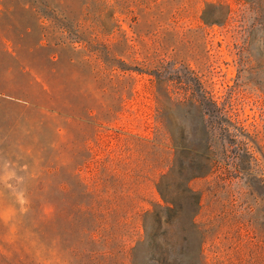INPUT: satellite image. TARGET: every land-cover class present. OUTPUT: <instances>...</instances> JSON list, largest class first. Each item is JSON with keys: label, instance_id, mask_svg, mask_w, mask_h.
<instances>
[{"label": "rangeland", "instance_id": "374dc122", "mask_svg": "<svg viewBox=\"0 0 264 264\" xmlns=\"http://www.w3.org/2000/svg\"><path fill=\"white\" fill-rule=\"evenodd\" d=\"M32 1L0 0V252L11 258L25 249L42 264L93 262L85 252L93 244L64 229L73 208L65 191L77 186L73 167L88 158L91 166L82 173L92 183L93 168L111 147L132 134H153L162 79L174 97L187 100L184 110L171 113L177 138L184 132L187 161L201 154L214 165L192 180L205 191L198 219L211 228L208 252L233 264H264V0H40L57 9L62 29H45L54 21L41 18ZM103 2L109 5L105 23L118 19L119 29L134 38L135 48L123 41L119 56L145 69L146 62L153 69L163 59V75L120 68L111 80L105 58L75 40L74 31L97 36L101 51L104 41L115 39L90 27V8ZM194 100L213 131L210 152L203 139L207 123ZM137 167L127 163L120 170L133 174ZM153 177L127 187L138 195L136 210L163 201ZM34 197L40 204L32 209ZM39 225L63 238L52 246L30 241ZM99 260L127 263L110 254Z\"/></svg>", "mask_w": 264, "mask_h": 264}, {"label": "trees", "instance_id": "16d2710c", "mask_svg": "<svg viewBox=\"0 0 264 264\" xmlns=\"http://www.w3.org/2000/svg\"><path fill=\"white\" fill-rule=\"evenodd\" d=\"M32 4L41 18L47 16L54 21L48 26L45 25V29H62L63 26L59 24L62 25L63 22L56 14L57 9L49 11L40 0H34ZM108 8L109 5L104 2L90 8V13L95 14L94 23L90 27L98 37L103 34L109 39L113 36L114 40L104 41V48L101 51L95 45L97 36L84 37L74 31L77 34L75 40L86 41L92 52H97L105 58L108 77L111 80L118 76L116 72L120 68L152 70L159 77L163 75L165 70L163 59H159L153 69L146 62L148 68L145 69L138 64H130L119 56L125 53L120 49L123 41L127 42L128 47L135 48V43L130 42L134 38L126 30L119 29L121 23L118 19L111 25L105 23L102 16ZM116 11V8L111 9L112 19ZM79 22L74 29L81 28ZM65 28L70 29L69 23ZM156 98L153 134H132L123 144L111 147L108 154L100 159V165L93 168L98 173L92 179V183L88 182L82 173L85 166H91L88 158L75 164L72 173L77 179L76 190L65 191L73 197V208L69 212L71 223L64 229L71 236H77L82 241L86 239L84 241L86 244H93L85 249L89 258L93 259L90 264H102L99 259L107 254L125 258L126 264H233L229 258L210 255L207 244L211 228L204 227L198 219L203 210L205 191L196 189L192 185V180L213 171L212 158L208 157L203 161L201 154H198L194 160L187 161L184 132L181 131L177 138L171 126L172 111L184 110L187 100L182 96L174 97L167 82L162 79H159ZM213 104L215 109L223 111L217 101L214 100ZM191 105L199 114L202 112L203 121L206 122V112H203L202 105L195 100ZM206 125L203 139L210 152L213 149V131L208 123ZM198 129L194 133L197 140L200 139ZM133 162L138 166L136 173L121 172L122 165L127 163L131 165ZM153 175L163 201H158L154 208L136 210L138 195L126 189L129 186L131 189V186L141 183L142 179L152 178ZM175 191L185 193L178 197ZM181 197L187 200L179 199ZM36 203L40 204V197L32 198L30 207L35 209ZM55 219L47 217L46 221L54 222ZM49 228V225L33 227L30 241L39 240L41 246H52L63 238L62 232L57 235ZM99 243L106 247H96ZM24 253L16 252L11 258H7L0 252V264H42L29 251L27 253L24 249Z\"/></svg>", "mask_w": 264, "mask_h": 264}]
</instances>
